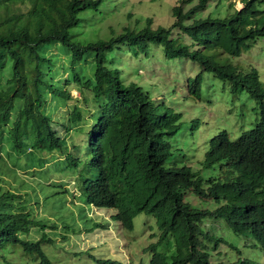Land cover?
Masks as SVG:
<instances>
[{
  "label": "trees",
  "instance_id": "1",
  "mask_svg": "<svg viewBox=\"0 0 264 264\" xmlns=\"http://www.w3.org/2000/svg\"><path fill=\"white\" fill-rule=\"evenodd\" d=\"M100 1L0 0V134L5 133L18 152L56 151L53 157H58L57 152L63 157L61 167L83 165L85 177H80L78 186L84 200L115 207L112 217L123 225L131 227V217L140 211L151 213L159 236L149 245L148 264H223L210 259L205 240L213 236L205 232V218H223L234 232L257 241L264 253V83L255 68L241 70L215 58L224 53L238 56L264 36V0H242L240 8L234 7L223 18H194L208 0H198L186 10L182 3L190 0H182L172 7L175 19L167 28H153L148 19L142 28L124 27L109 39L81 42L71 36L81 11L97 7ZM187 19L192 20L185 23ZM172 28L179 31L176 36ZM151 41L161 43L167 57H189L201 66L187 79L188 92L196 98L201 96L202 70H207L227 82L232 92L246 91L255 99L254 126L236 138L220 129L207 140L203 166L217 164L221 175L204 177L187 164L167 166L172 154L169 137L178 127L180 113L155 102L137 82L123 81L120 70L106 63V53L114 46L126 42L137 53ZM52 44L68 50L63 83L53 79L57 70L47 54ZM87 51L95 60L91 75L79 66ZM70 84L85 103L88 95L93 103V121L82 143L71 145L66 136L84 127L79 107L73 103L56 117L44 111L47 94L58 101L72 99ZM188 190L218 205L193 206L185 199ZM17 195L0 181V246L19 241L35 252V264H55L41 248L43 236L19 237L39 220L13 202ZM160 243L167 252L156 249ZM227 264L261 263L238 257Z\"/></svg>",
  "mask_w": 264,
  "mask_h": 264
},
{
  "label": "rangeland",
  "instance_id": "2",
  "mask_svg": "<svg viewBox=\"0 0 264 264\" xmlns=\"http://www.w3.org/2000/svg\"><path fill=\"white\" fill-rule=\"evenodd\" d=\"M197 1L101 0L97 7L81 11V19L71 29V36L81 42L109 39L122 32L124 27L142 28L148 19L153 28H167L175 19L171 10L174 5L182 3L186 10ZM242 5V0H208L206 7L197 10L193 17L223 18L230 15L234 7ZM191 20L187 19L185 23ZM178 32L177 28H172L174 36ZM67 51L61 44H52L47 49L55 63L57 71L53 79L57 83L58 80L63 83L67 77L64 69L69 64ZM106 56V63L120 70L123 81L137 82L155 102L164 103L180 113L178 127L169 137L172 154L165 164H187L199 169L204 177L221 175L217 164L203 166L207 140L220 129H226L229 136L235 138L254 126L258 118L255 99L246 91L232 92L227 82L207 70H202L201 96L196 98L188 92L187 79L201 71V66L189 57H167L161 43L151 41L145 50L132 53L123 42L108 50ZM215 58L227 60L241 70L255 68L264 83V36L238 56L224 53ZM79 66L85 75L93 74L92 51L84 53ZM68 86L72 99L58 101L47 94L44 111L56 117L65 114L73 103L79 107L84 127L81 131L71 132V137L66 136V143L71 145V142L78 144L83 139L87 125L93 121V103L89 95L85 103L78 88L72 84ZM2 142L1 182L18 194L13 202L22 205L32 218L39 220L28 232L19 233L21 239L36 240L43 236L41 248L55 264H148L152 251L149 245L159 236L158 225L151 213L138 212L132 219V228H125L111 216L92 212V206L84 196L73 192L80 177L81 180L85 177L83 165L61 167L60 158L63 157L58 152V157H53L56 151L49 153L34 148L19 153L8 140L3 138ZM185 199L196 207L212 209L218 205L211 198L196 196L192 190L186 192ZM100 209L115 211V208ZM203 227L213 236V239L205 240L211 261L227 264L238 257H248L264 264V253L258 242L234 232L223 218H205ZM156 249L166 251L162 243L157 244ZM36 261L35 252L24 249L19 241L3 242L0 246V264H35Z\"/></svg>",
  "mask_w": 264,
  "mask_h": 264
},
{
  "label": "clouds",
  "instance_id": "3",
  "mask_svg": "<svg viewBox=\"0 0 264 264\" xmlns=\"http://www.w3.org/2000/svg\"><path fill=\"white\" fill-rule=\"evenodd\" d=\"M3 138H4V140L6 139V140H8L9 141V139H8V137L6 136V134L5 133H3V134H0V152H1V150H2V141H3ZM236 138V137H235ZM10 142V141H9ZM10 146H11V144H10ZM12 147V146H11ZM33 150V149H32ZM32 150H30L29 148L27 149V150H25V151H32ZM24 151V152H25ZM19 153H22V152H19ZM0 181H1V178H0ZM4 182H6V181H4ZM72 182H73V180H72ZM73 192H75L76 194H78V195H81V193H80V191H79V186L77 185L75 188H74V190H73ZM82 201H83V199H82ZM83 203H84V201H83ZM87 203H89V202H87ZM91 206H92V208H90V210L92 211V212H97V213H101V216H103V217H109V216H111L112 217V214L113 213H115L116 212V208L115 207H112V206H97V205H95V204H93V203H89ZM105 207H107V208H115V211L114 212H110V210L109 211H106V210H101L100 208H105ZM107 212L106 214L105 213H102V212ZM137 214V213H136ZM135 214V215H136ZM135 215H133V217L135 216ZM100 216V215H99ZM133 217H131V223H132V219H133ZM113 218V217H112ZM115 220H118L119 222H120V224L123 226V227H125V228H129V229H131L132 228V226H133V223H132V225H131V227H127V226H125V225H123L122 224V222L119 220V219H117V218H114ZM148 262H149V260H148Z\"/></svg>",
  "mask_w": 264,
  "mask_h": 264
}]
</instances>
